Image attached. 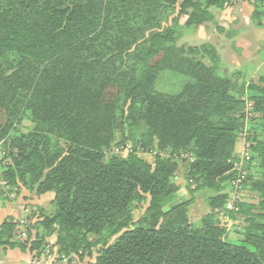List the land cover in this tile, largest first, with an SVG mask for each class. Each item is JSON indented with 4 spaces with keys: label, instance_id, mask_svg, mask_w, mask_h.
<instances>
[{
    "label": "trees",
    "instance_id": "1",
    "mask_svg": "<svg viewBox=\"0 0 264 264\" xmlns=\"http://www.w3.org/2000/svg\"><path fill=\"white\" fill-rule=\"evenodd\" d=\"M233 2L0 0V190L51 195L0 221L3 250L40 258L54 237L67 264H264V76L178 44L223 33ZM165 72L179 91L158 90ZM182 190L203 193L194 222Z\"/></svg>",
    "mask_w": 264,
    "mask_h": 264
},
{
    "label": "rangeland",
    "instance_id": "2",
    "mask_svg": "<svg viewBox=\"0 0 264 264\" xmlns=\"http://www.w3.org/2000/svg\"><path fill=\"white\" fill-rule=\"evenodd\" d=\"M250 1V0H249ZM234 4H247L249 3L247 0H234ZM214 25H211L210 23H207L205 26L200 27L194 34H185V36L180 39L178 42L179 45H190V46H199L202 44H211L214 46L217 50V53L220 57L221 63L226 66L227 69L232 68V60L235 58L232 56L234 54V51L232 50L230 44L223 38H219L218 34L214 30ZM226 63V64H224ZM185 83V80L182 79L180 76H177L175 74L165 72V74L161 75L158 83L157 88L160 91L163 92H177L181 88V86ZM241 145H238V148ZM242 150V147H240L239 152ZM143 159L147 161H152V157L149 155L142 156ZM186 187V186H185ZM183 191V190H182ZM8 192V191H7ZM5 192L2 193L0 190V214L2 216L6 217H12L15 221L21 220L23 218V213L26 212L27 209L31 206H41L45 208L47 211L50 210V199L51 195H43L39 198L36 197L33 193H29L26 190H21L17 194L12 192ZM183 194L186 198L191 199V204L189 207L188 217L191 221H196L198 218H200L202 215L207 213V209L204 202L203 193L200 191L197 192L195 190H189L187 193L183 191ZM243 202H249L245 196L241 198ZM231 205V204H230ZM28 211V210H27ZM140 212L135 211L134 217H137ZM238 222V221H237ZM236 222V223H237ZM234 223V224H236ZM34 233V232H33ZM23 238V237H22ZM49 242V247L45 250L43 256L40 258H34L32 259L28 254L25 253V260L20 261L17 264H35V262H41V264H51L50 262L54 257L49 259V256H47V252L49 251L50 246L54 245V237H51L47 240ZM0 261L4 262L5 264H13L16 259L14 258V254H18V250H9L11 252L8 253V250H3V248L0 247ZM5 251V255H7V259H2L3 254L2 252ZM7 251V252H6ZM16 251V252H15ZM53 255H55L56 249H53ZM20 252V251H19ZM13 253V254H12ZM22 253V252H21ZM89 262V259L87 257H84L82 261H79L77 258H75L72 261V264H87ZM64 262V264H66Z\"/></svg>",
    "mask_w": 264,
    "mask_h": 264
},
{
    "label": "crops",
    "instance_id": "3",
    "mask_svg": "<svg viewBox=\"0 0 264 264\" xmlns=\"http://www.w3.org/2000/svg\"><path fill=\"white\" fill-rule=\"evenodd\" d=\"M253 13L254 6L250 2L247 4H233L228 9L216 14V21L226 24L223 33L218 34L214 28L218 37L225 39L234 51V54H232L235 57L232 60L233 65L228 70L240 71L244 73L245 78H250L252 75L264 76V16L261 18L262 25L256 26L252 20ZM228 34H231L229 38H227ZM6 216L0 214V221ZM9 252L11 251L8 250ZM17 252L18 254H14L16 261L13 264L25 260L26 255ZM2 254V259H7L5 251ZM0 264L5 263L0 261Z\"/></svg>",
    "mask_w": 264,
    "mask_h": 264
},
{
    "label": "built area",
    "instance_id": "4",
    "mask_svg": "<svg viewBox=\"0 0 264 264\" xmlns=\"http://www.w3.org/2000/svg\"><path fill=\"white\" fill-rule=\"evenodd\" d=\"M49 256V259L54 257V259H52V261L50 262L51 264H64V262H66L67 260L66 259H63L62 261H59L58 257L56 255H53V254H47ZM35 264H41V262H35ZM67 264V263H66Z\"/></svg>",
    "mask_w": 264,
    "mask_h": 264
}]
</instances>
